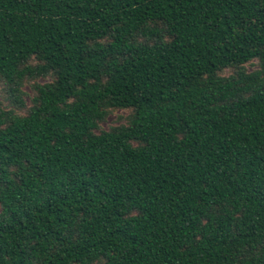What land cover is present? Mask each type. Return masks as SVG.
<instances>
[{"label":"trees","instance_id":"trees-1","mask_svg":"<svg viewBox=\"0 0 264 264\" xmlns=\"http://www.w3.org/2000/svg\"><path fill=\"white\" fill-rule=\"evenodd\" d=\"M0 84V264H264V0H0Z\"/></svg>","mask_w":264,"mask_h":264},{"label":"rangeland","instance_id":"rangeland-1","mask_svg":"<svg viewBox=\"0 0 264 264\" xmlns=\"http://www.w3.org/2000/svg\"><path fill=\"white\" fill-rule=\"evenodd\" d=\"M258 65L254 64V65H249V69H254L256 68ZM50 78H39L38 81L39 82H47L49 81ZM6 87L4 84H0V100L3 101V103L6 106H10V101L8 98V93L6 90ZM24 96L23 98L25 99L26 102V106H30L31 105V99L33 96V89H32V85L29 83H26L24 88ZM22 113H24V111H21ZM130 113L129 110L126 109H118L115 112L111 113V115L109 116V118L102 124V127L104 129H109L111 126H116L119 125L120 123H124L126 120V116Z\"/></svg>","mask_w":264,"mask_h":264}]
</instances>
